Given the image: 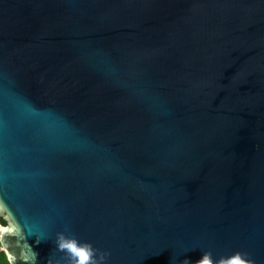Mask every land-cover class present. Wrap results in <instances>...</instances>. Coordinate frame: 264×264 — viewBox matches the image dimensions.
Returning a JSON list of instances; mask_svg holds the SVG:
<instances>
[{
    "label": "water",
    "instance_id": "water-1",
    "mask_svg": "<svg viewBox=\"0 0 264 264\" xmlns=\"http://www.w3.org/2000/svg\"><path fill=\"white\" fill-rule=\"evenodd\" d=\"M0 217L11 264H264V0H0Z\"/></svg>",
    "mask_w": 264,
    "mask_h": 264
},
{
    "label": "clouds",
    "instance_id": "clouds-1",
    "mask_svg": "<svg viewBox=\"0 0 264 264\" xmlns=\"http://www.w3.org/2000/svg\"><path fill=\"white\" fill-rule=\"evenodd\" d=\"M65 231L69 230L66 229ZM2 236L3 233L0 232V238ZM55 245L56 250L64 254L67 264H105L110 255V253L101 252L94 248L91 243L80 242L74 236L65 235V232L57 233ZM246 256V253L236 252L230 256L213 259L211 252H204L195 264H253V261L247 259ZM34 257L36 258L35 253ZM47 264H52L50 258L47 260ZM182 264H191V262L185 259Z\"/></svg>",
    "mask_w": 264,
    "mask_h": 264
},
{
    "label": "trees",
    "instance_id": "trees-1",
    "mask_svg": "<svg viewBox=\"0 0 264 264\" xmlns=\"http://www.w3.org/2000/svg\"><path fill=\"white\" fill-rule=\"evenodd\" d=\"M0 223L2 224H6L7 222L5 221V219H3L2 217H0ZM0 264H11L7 254L5 253V251L2 249V244L0 241Z\"/></svg>",
    "mask_w": 264,
    "mask_h": 264
}]
</instances>
